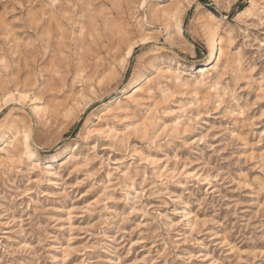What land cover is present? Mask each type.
Returning a JSON list of instances; mask_svg holds the SVG:
<instances>
[{"label": "rangeland", "instance_id": "1", "mask_svg": "<svg viewBox=\"0 0 264 264\" xmlns=\"http://www.w3.org/2000/svg\"><path fill=\"white\" fill-rule=\"evenodd\" d=\"M5 140L0 264H264V0H0Z\"/></svg>", "mask_w": 264, "mask_h": 264}, {"label": "bare ground", "instance_id": "2", "mask_svg": "<svg viewBox=\"0 0 264 264\" xmlns=\"http://www.w3.org/2000/svg\"><path fill=\"white\" fill-rule=\"evenodd\" d=\"M252 1V0H251ZM212 42H213V40H212ZM211 42V43H212ZM212 45V44H211ZM213 54H214V47L213 46H211V48H210V50H209V57H212L213 56ZM219 56V55H218ZM218 58V57H217ZM215 65V64H214ZM210 69H212V66L210 65V64H205V65H201V66H199V70H198V73L200 74V75H206V73L207 72H209V70ZM148 80V79H147ZM146 80V81H147ZM141 89L139 88V87H135V88H133L132 89V91L129 93V94H127V95H125L123 98L125 99V100H131L139 91H140ZM141 93V92H140ZM27 138V137H26ZM7 142L8 141H3V146H0V154L2 153V151L3 150H5V146H7ZM7 151V150H6ZM67 162V161H66ZM62 163H64V162H62Z\"/></svg>", "mask_w": 264, "mask_h": 264}]
</instances>
